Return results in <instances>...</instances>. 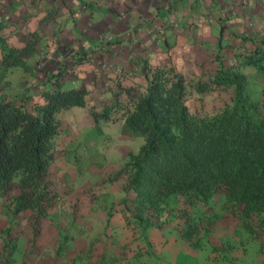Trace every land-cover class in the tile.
<instances>
[{"label":"trees","instance_id":"16d2710c","mask_svg":"<svg viewBox=\"0 0 264 264\" xmlns=\"http://www.w3.org/2000/svg\"><path fill=\"white\" fill-rule=\"evenodd\" d=\"M1 27L0 84L9 81L8 73L30 70L25 58L39 50L34 39L21 47L9 44ZM238 37L242 45L231 37L232 43L211 56L214 69L204 79L188 77L174 64L156 61L144 52L134 61L143 83L128 82L132 73L128 69L114 73L110 68L107 81L99 84L97 76L122 42L121 37H113L102 39L91 50L68 47L56 68L36 70L39 95L34 89L15 95L0 89L1 204L13 214L31 209L35 220L48 214L58 195L51 164L61 150L63 133L56 113L88 107L94 121H122L144 138L139 150L130 152L104 181L122 182L119 205L127 226H169L189 246L202 248L220 216L214 209L215 197L220 196L264 254V90L263 96L252 99L243 71L252 66L264 76V32H243ZM43 45L41 41L39 47ZM88 62L97 67L91 81L81 67ZM70 78H79L80 84L64 87ZM95 84L103 85V97L88 104ZM222 88H231V96L220 109L206 112L190 107L193 92ZM9 241L3 259L14 249ZM228 244L211 243V253L221 263L238 264L234 251L228 256L233 245Z\"/></svg>","mask_w":264,"mask_h":264},{"label":"crops","instance_id":"0c3cea01","mask_svg":"<svg viewBox=\"0 0 264 264\" xmlns=\"http://www.w3.org/2000/svg\"><path fill=\"white\" fill-rule=\"evenodd\" d=\"M52 2L54 8L48 9L47 13L43 11L37 19L44 20L42 27L45 32H59L58 35L62 32V36L69 40L64 47L72 51L81 46L88 50L97 47L102 40L101 34L108 32L112 37H121L123 44L127 40L130 44L139 37L136 40L141 41L137 43L141 46L140 52H145L146 45H149L147 42L144 44V39L154 43L155 39H151L154 33L148 32L162 33L165 47L172 46L169 32H174L178 39L184 35L200 36V43L195 40V44L202 47V32L214 21L225 24L231 20V27L227 30L232 32L231 36L238 45L243 43L238 37L241 33L264 32V0ZM89 7H94L95 11L88 12ZM90 37L94 41H89ZM197 55L196 59L200 60V54ZM53 62L48 59L44 68H55L59 61L54 66ZM95 66L89 62L81 66L87 79L88 75L94 74ZM53 177L52 185L58 195L45 217L35 220L31 209L13 214L0 204V264H187L189 245L171 227L144 228L149 231V236L143 237V228L126 225L119 205L124 196L122 182L80 189L79 183L67 179L65 172L59 173L58 178ZM79 191L89 201L86 208H80ZM97 194L101 196L99 203L95 199ZM6 230L9 237H6ZM21 236L23 243L20 246ZM6 240L14 244V249L3 259ZM16 250L18 254H15ZM175 252L179 255L173 256ZM159 253L161 256L157 255Z\"/></svg>","mask_w":264,"mask_h":264},{"label":"rangeland","instance_id":"374dc122","mask_svg":"<svg viewBox=\"0 0 264 264\" xmlns=\"http://www.w3.org/2000/svg\"><path fill=\"white\" fill-rule=\"evenodd\" d=\"M53 4L52 0H0L1 32L7 42L13 46L21 47L28 41L35 40L34 45L39 49L33 57L25 58V65L30 70H16L6 75L5 78L9 81H2L0 84V89L5 92L15 95L22 91L30 93L31 89H34L35 94L39 95L37 94L39 89L36 88V86H39V79L37 78L39 74H37L36 70L44 67L48 59L49 61L54 60L53 66L56 65L65 55L66 47H64V44L69 40L64 37L65 35L62 36V32L61 35H58L59 32H45L44 27H42L44 20L42 18L40 21L37 19L38 16H42L43 11L47 13L48 9L54 8ZM94 7H89L88 12L90 10L91 12L95 11L93 10ZM39 11L42 13L40 12L39 14ZM99 11L102 14L101 9ZM109 14L110 12H108ZM223 24L222 21H214L211 25L209 24V27L202 32V47L198 45L201 40L200 36L194 38L184 35L185 38L183 36L178 39L174 32H169L168 39L172 46L165 47V42L161 36L162 33L148 32L149 34L154 33L151 39H155V45L143 38L144 44L146 42L149 44L146 45L145 52L149 57L156 59V61L174 64L188 77L204 79L214 69V63H212L214 59L212 60L211 56H214V53L218 52L221 46L233 41L231 34L227 30L228 27H231V20L224 24L226 27L224 26V30L221 32ZM101 36L103 40L113 38L109 32L102 33ZM136 39H139V37ZM136 39L132 40L130 44L127 43V40L124 41L125 45L121 42L114 47V56L110 57L104 66L102 65L104 73L97 76L99 84L103 80H105L104 82L107 81V73H110V68H113L114 73L128 69L132 72L128 73V82L143 83L142 75L137 71L138 67L134 66V61H138L137 57L139 54L144 53L143 51L140 52L139 48L141 46L137 44L141 41ZM195 40L198 44H195ZM41 41L44 45L39 47ZM152 45L155 47L153 48ZM197 54H200V60L196 59L198 57ZM95 69H97L96 66L94 71ZM134 70L137 71L135 74H133ZM243 71L248 74V88L251 98L256 99L259 95L263 96L264 94L262 95L260 92L264 90V76L256 72L252 66L244 67ZM91 72L93 73V71ZM92 77V74L88 75L87 81H91ZM79 81V78H70L64 81L63 86H78ZM23 85H25L26 90L20 88ZM95 85L96 88L93 94L88 98V104H91V102L97 104L98 99L103 97L100 92L104 88L103 85ZM230 96L231 88H222L202 94L193 92L188 98V103L193 110L201 109L210 112L220 109L223 105L230 102ZM87 108L74 106L61 109L56 113V116L62 121L63 133L60 136L58 145L62 152L60 150L56 154L51 166L52 176H57L58 178L59 173L65 172L67 179L76 180L79 183L80 189H85L89 185H100L104 179H107L111 173L128 159L130 152L135 153L139 150L144 140L141 134L129 129L122 121H94ZM106 183L107 185L110 184L109 181H106ZM78 195L80 196V208H86L89 201L86 200L81 191L78 192ZM100 197L99 194L96 195L95 199L98 203L101 201ZM1 203L2 199H0ZM214 209L220 216L215 222L214 231L209 234V243L202 248L189 246L188 259L186 258L187 264H225L214 258L215 255L211 253L210 244H224L227 242L229 247L233 244L231 247L232 251L230 253L227 251L228 256L230 257L231 252L233 254L234 251L237 254L238 264H264V254L259 251L258 244L248 238V235L240 227L239 222L229 209L226 208L220 196L215 197ZM148 232L143 229L142 236H149ZM21 238L23 239V237H20V241ZM22 243L23 241L20 242V246ZM161 253L157 255L161 256ZM15 254H18V250H16ZM207 254H211L208 255L210 256L208 259H206ZM176 255H179V253L175 252L173 254V256Z\"/></svg>","mask_w":264,"mask_h":264}]
</instances>
